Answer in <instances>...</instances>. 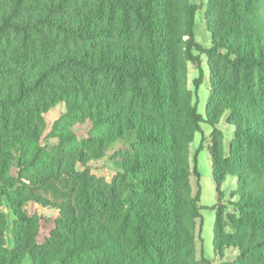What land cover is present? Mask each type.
Wrapping results in <instances>:
<instances>
[{
    "label": "trees",
    "instance_id": "1",
    "mask_svg": "<svg viewBox=\"0 0 264 264\" xmlns=\"http://www.w3.org/2000/svg\"><path fill=\"white\" fill-rule=\"evenodd\" d=\"M196 11L189 0H0V208L5 202L17 215L7 249L0 212V264H200L189 147L203 118L186 85L188 63L202 76ZM205 19V115L214 127L228 113L234 135L226 160L218 147L207 150L212 179L218 186L216 172L235 165L223 175H241L244 166L236 228L264 234V0H208ZM61 104L91 130L75 154L47 163L45 116ZM115 144L110 182L75 169ZM62 178L66 190L55 186ZM39 189L65 201L53 204L60 216L42 243L38 219L20 210L29 200L50 205ZM215 228L219 251L218 214ZM234 245L242 256L259 253L251 239Z\"/></svg>",
    "mask_w": 264,
    "mask_h": 264
},
{
    "label": "rangeland",
    "instance_id": "2",
    "mask_svg": "<svg viewBox=\"0 0 264 264\" xmlns=\"http://www.w3.org/2000/svg\"><path fill=\"white\" fill-rule=\"evenodd\" d=\"M190 4L197 9L195 14V40L202 51L195 52L201 63L202 76L200 77L198 69L191 63L187 64V88L193 93V105L196 106L198 113L202 116L203 122L200 124L201 132L195 134L193 143L189 147L190 164L189 170L192 174L190 185L194 195L199 193V214L200 218L196 221L195 229V248L196 260L200 264H233L238 262L255 263L264 259V234L259 231L250 230L249 227L236 228V220L239 219L236 204L240 200V194L246 187L245 174L243 173L244 166L238 165L241 169V175L233 176L232 174L224 176L226 169L236 170L235 165L228 168H223V171L216 172L220 181L216 186L212 179L213 165L208 154V149L217 148L220 151L222 160H226L231 150H233L234 135L233 127L228 122L230 115L224 113L216 126L210 125L205 115V106L210 88L212 86V77L208 72V59L204 51L211 48L210 25L206 23L205 14L208 8V0H189ZM222 54L224 51H220ZM219 52V54H220ZM253 80L256 81L257 71L252 73ZM260 77H264V69L261 71ZM197 78L201 79V84L196 90L193 81ZM258 82V81H257ZM256 82V83H257ZM45 127L40 138V146L45 152L46 162L56 160H64L75 154L82 146L80 140L88 137V132L91 130V124L78 123L77 121L67 116V108L61 104L45 116ZM68 133H73L74 139L70 142L62 141V136ZM121 148V144L113 145L99 159H89L85 164L78 163L75 166L77 171H86L92 175L100 184L108 183L116 174L111 159L113 155ZM246 152V149L240 150ZM13 164L12 176H16L17 169ZM217 168V167H216ZM222 168V167H221ZM194 170L198 172V176L194 174ZM26 184V183H25ZM69 180L62 178L58 183H55L56 188L66 190ZM19 192L23 195L26 193L27 187L21 186ZM69 194L71 191H67ZM36 194H41L49 201V206L42 207L35 201L26 202L21 212L29 218L36 217L39 223L38 242L42 243L49 238L50 233L55 229V220L60 216L59 210L53 207V204H60L65 201L57 197L51 189L35 190ZM70 196V195H69ZM69 204L72 201L68 200ZM0 212L4 214L7 228L4 233L5 245L7 249L12 248L13 239L12 232L14 222L17 221L14 209L2 203ZM220 218V228L218 229L221 245L219 251L214 248V231L216 215ZM253 240L258 244L259 253H251L250 255L242 256L234 245V242ZM23 264H33L30 260H26Z\"/></svg>",
    "mask_w": 264,
    "mask_h": 264
}]
</instances>
